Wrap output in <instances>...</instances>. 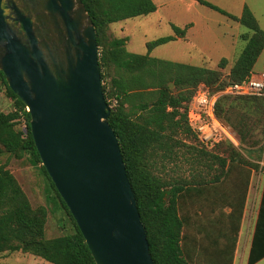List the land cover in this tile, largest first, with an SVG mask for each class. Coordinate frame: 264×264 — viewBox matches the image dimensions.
Listing matches in <instances>:
<instances>
[{
    "label": "trees",
    "instance_id": "16d2710c",
    "mask_svg": "<svg viewBox=\"0 0 264 264\" xmlns=\"http://www.w3.org/2000/svg\"><path fill=\"white\" fill-rule=\"evenodd\" d=\"M194 1L247 30L242 35L245 46L225 80L216 70L150 56L155 48L184 39L190 25L182 29L171 25L173 35L147 43L144 55L127 52L125 38H109V26L155 13L157 7L152 0H81L96 32L102 91L110 108L108 124L118 141L153 264H220V253L209 254L205 246L207 228L201 226L199 215L192 224L184 215L183 205L185 199L195 204L204 197L208 186L224 181L233 156L229 152L226 157L220 154V171L211 181L177 182L175 186L152 174L151 156L154 147H166L174 134L191 133L196 137L188 126L186 109L200 85L215 93L240 83L254 70L264 50V31L248 7L244 6L236 17L207 1ZM226 66L227 60L221 59L218 68ZM0 91L5 92L13 106L6 114L0 110V155L27 157L31 166L39 168L54 196L49 194L47 199L58 202L71 227L69 233L47 239V209L33 210L12 174L0 168V255L21 252L49 264H95L73 217L41 165L30 133L29 114L1 71ZM228 98L232 100L228 102ZM215 115L243 144L255 146L260 134L264 139V96L219 97ZM20 124L24 128H19ZM222 144L232 146L227 141L215 146ZM242 209L243 201L240 216ZM262 256L264 189L247 264H255Z\"/></svg>",
    "mask_w": 264,
    "mask_h": 264
},
{
    "label": "water",
    "instance_id": "95a60500",
    "mask_svg": "<svg viewBox=\"0 0 264 264\" xmlns=\"http://www.w3.org/2000/svg\"><path fill=\"white\" fill-rule=\"evenodd\" d=\"M0 71L95 264H153L81 0H0Z\"/></svg>",
    "mask_w": 264,
    "mask_h": 264
},
{
    "label": "rangeland",
    "instance_id": "374dc122",
    "mask_svg": "<svg viewBox=\"0 0 264 264\" xmlns=\"http://www.w3.org/2000/svg\"><path fill=\"white\" fill-rule=\"evenodd\" d=\"M152 1L157 7L155 13L109 26L107 33L109 38H125L127 52L144 55L147 43L173 35L171 25L181 29L190 25L183 40L159 46L151 52L150 56L216 70L221 73L222 79H227L231 66L245 46L242 35L247 30L225 16L199 5L194 0ZM204 1L236 17L241 15L246 6L264 31V0ZM221 59L227 60V66L224 69L218 68ZM263 59L264 50L254 66L255 71L261 69ZM173 89L172 86L171 90ZM231 100L232 98L227 99L228 102ZM0 110L5 114L13 110L12 102L4 91H0ZM23 126L20 124L18 127L24 128ZM235 136L237 146L226 144L215 146L216 144L201 143L191 133L189 135L174 134L166 147H154L150 162L151 172L161 181L173 186L178 185L177 182L211 181L220 171V154L223 153L226 157L229 152L234 159L229 164L231 169L223 184L230 185L237 182L239 191L244 181L250 182L252 179L251 198L253 199L255 193H258L256 189L264 174L263 136L260 134L256 137L255 146L243 144L236 133ZM0 168L12 174L33 210L39 207L47 209L45 224L47 239L56 238L71 231L69 220L61 206L56 200L52 202L47 199L49 194L53 196L48 182L38 167L30 165L27 157L16 159L9 154H2L0 155ZM209 187H207V193L213 199L220 191V185ZM195 204L196 210L197 208L200 210L202 204H205L204 208H207L203 198ZM0 264L49 263L30 254L15 252L1 254Z\"/></svg>",
    "mask_w": 264,
    "mask_h": 264
},
{
    "label": "crops",
    "instance_id": "0c3cea01",
    "mask_svg": "<svg viewBox=\"0 0 264 264\" xmlns=\"http://www.w3.org/2000/svg\"><path fill=\"white\" fill-rule=\"evenodd\" d=\"M259 182L256 189L259 195L255 193L253 199L251 198L253 186L251 179L250 182L244 181L243 187L239 191L237 190V182L230 185L223 184V181L211 184L210 187L220 185V191L217 192L213 199L206 192L203 200L207 208H204L205 204H202L200 205V210L198 208L196 210V204H190L188 200H184L185 217L192 224L195 222V219L200 218L201 226L203 225V227L207 228L205 246L208 247L209 254H213V252L220 253V264L248 263L264 189V174ZM242 201L243 209L240 216ZM198 215L199 217L197 218ZM255 264H264V256Z\"/></svg>",
    "mask_w": 264,
    "mask_h": 264
},
{
    "label": "built area",
    "instance_id": "2783aa9c",
    "mask_svg": "<svg viewBox=\"0 0 264 264\" xmlns=\"http://www.w3.org/2000/svg\"><path fill=\"white\" fill-rule=\"evenodd\" d=\"M222 96L263 97L264 59L259 71L253 70L240 83L228 85L221 91L211 93L208 88L200 85L187 105L186 119L188 126L201 143L214 145L227 141L237 146L235 133L218 120L215 115L216 101Z\"/></svg>",
    "mask_w": 264,
    "mask_h": 264
}]
</instances>
